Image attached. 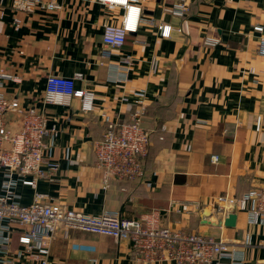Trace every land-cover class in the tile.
Here are the masks:
<instances>
[{"label": "crops", "instance_id": "1", "mask_svg": "<svg viewBox=\"0 0 264 264\" xmlns=\"http://www.w3.org/2000/svg\"><path fill=\"white\" fill-rule=\"evenodd\" d=\"M179 1L187 4L183 15L167 11ZM139 3L136 31L111 46L102 41L103 25L119 23L120 6L60 0L55 11L16 13L10 0H0V67L16 76L3 89L25 107L43 109L58 129L52 157L59 170L51 181L38 180L36 190L45 201L87 213L138 217L156 210L163 224L226 238L243 264H264V222L238 210L228 225L212 206L218 195L239 196L264 184V56L253 29L264 25V0ZM159 23L170 25L168 36ZM205 35L218 41L206 45ZM49 73L78 75L75 87L94 93L93 109L82 111L78 97L44 104ZM137 110L149 132L143 174L103 187L93 146L104 119L129 121ZM7 125L17 127L10 117ZM15 191L22 204L32 201V187L18 184ZM191 202L199 208L191 210ZM50 255L52 264H174L171 258L137 261L127 240L61 227Z\"/></svg>", "mask_w": 264, "mask_h": 264}, {"label": "built area", "instance_id": "2", "mask_svg": "<svg viewBox=\"0 0 264 264\" xmlns=\"http://www.w3.org/2000/svg\"><path fill=\"white\" fill-rule=\"evenodd\" d=\"M123 8L119 23L103 25L102 41L106 45L121 46L130 32H135L140 17L139 0H101ZM17 13L35 10L55 11L60 0H10ZM167 11L183 15L187 11L184 1L175 2ZM15 25L20 21L14 18ZM162 36H168L170 25L159 23ZM259 33L257 52L264 56V25L256 23ZM203 43L214 45L218 39L205 35ZM75 76L49 73L46 75L41 100L44 104H68L72 97L80 99V109H93L94 93L75 87ZM16 80V76L0 67V264H52L50 245L59 228L79 229L127 240L131 255L141 262L171 258L174 264H243L241 253L228 239L198 231L173 229L161 222L156 210L138 217H127L116 211L99 214L77 211L55 201H45L46 194L36 190L40 179L51 181L59 170V162L52 157L57 134L56 125H48L43 109L25 107L17 97H8L3 84ZM141 111H135L129 121L114 122L105 117L106 127L93 151L95 164L101 172V183L107 187L113 178H136L143 174L144 160L149 143V132L140 121ZM17 124L11 129L7 122ZM260 126L256 118L255 128ZM212 160H217L212 155ZM18 184L34 189L33 199L22 204L15 189ZM191 210L198 202L187 203ZM186 204V206H187ZM182 208H185L182 203ZM221 220L238 210H244L251 222H264V184L239 196L218 195L212 201Z\"/></svg>", "mask_w": 264, "mask_h": 264}, {"label": "water", "instance_id": "3", "mask_svg": "<svg viewBox=\"0 0 264 264\" xmlns=\"http://www.w3.org/2000/svg\"><path fill=\"white\" fill-rule=\"evenodd\" d=\"M235 214H229L225 219V223L228 225H232L234 223Z\"/></svg>", "mask_w": 264, "mask_h": 264}, {"label": "trees", "instance_id": "4", "mask_svg": "<svg viewBox=\"0 0 264 264\" xmlns=\"http://www.w3.org/2000/svg\"><path fill=\"white\" fill-rule=\"evenodd\" d=\"M126 37H127V35H126ZM126 37H125V40H126ZM125 42V41H124Z\"/></svg>", "mask_w": 264, "mask_h": 264}]
</instances>
